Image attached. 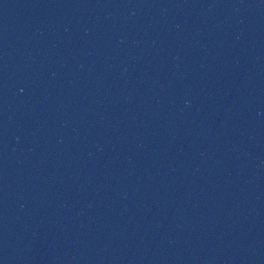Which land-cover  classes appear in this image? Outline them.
<instances>
[{"label":"water","instance_id":"water-1","mask_svg":"<svg viewBox=\"0 0 264 264\" xmlns=\"http://www.w3.org/2000/svg\"><path fill=\"white\" fill-rule=\"evenodd\" d=\"M0 264H264V0H0Z\"/></svg>","mask_w":264,"mask_h":264}]
</instances>
